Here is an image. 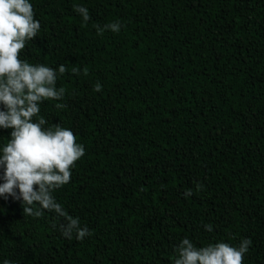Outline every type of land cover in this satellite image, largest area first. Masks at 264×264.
Instances as JSON below:
<instances>
[{
  "label": "trees",
  "instance_id": "obj_1",
  "mask_svg": "<svg viewBox=\"0 0 264 264\" xmlns=\"http://www.w3.org/2000/svg\"><path fill=\"white\" fill-rule=\"evenodd\" d=\"M29 2L41 28L20 58L67 69L65 95L33 119L85 148L53 195L91 235L68 239L64 217L0 196V264H174L184 238H249L243 264H264V0Z\"/></svg>",
  "mask_w": 264,
  "mask_h": 264
},
{
  "label": "clouds",
  "instance_id": "obj_2",
  "mask_svg": "<svg viewBox=\"0 0 264 264\" xmlns=\"http://www.w3.org/2000/svg\"><path fill=\"white\" fill-rule=\"evenodd\" d=\"M83 20L90 19L87 7L73 5ZM41 24L34 18L33 5L29 0H0V128L11 129L10 139L0 152V168H3V183H0V196L20 200L23 214L40 217V209L55 212L64 217L66 223L59 226L62 234L71 239L83 240L91 235L87 226H81L78 217L67 214L58 203L53 192L70 182L75 162L85 154L82 144L76 142V136L67 128L54 124L44 127L46 119L39 117L40 104L47 99H61L65 95L63 87L57 89V71L66 73L65 65L58 70L44 64H32L20 58L26 42L33 40L39 33ZM119 21L111 22L100 28L119 32ZM73 74L79 69L72 68ZM97 83L95 91H101ZM57 108L64 105L57 104ZM202 184L197 188L202 189ZM18 190V191H17ZM185 197L192 195L188 189ZM211 232L212 224L204 225ZM252 241L245 238L238 246L226 242L209 243L197 247L184 238L176 249L174 264H243L244 256ZM3 264H13L4 260Z\"/></svg>",
  "mask_w": 264,
  "mask_h": 264
}]
</instances>
